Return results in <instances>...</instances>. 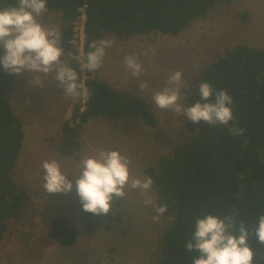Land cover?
<instances>
[{"label": "rangeland", "instance_id": "374dc122", "mask_svg": "<svg viewBox=\"0 0 264 264\" xmlns=\"http://www.w3.org/2000/svg\"><path fill=\"white\" fill-rule=\"evenodd\" d=\"M82 12L74 22L73 42L79 49V64L84 59L86 15ZM44 23L57 24L60 32L64 24L62 12L48 8ZM103 38L114 39L115 44L106 50L94 77L109 81L117 90L139 95L151 104L159 123L149 126L139 114L117 120L95 116L81 131L82 145L77 156L66 157L60 150L62 125L70 118L75 103L63 96L64 89L51 76L42 77L43 86H35L31 83L34 74H14L12 102L23 124L24 140L13 175L19 188L29 194V200L0 232V264H156L167 258L163 233L173 224L172 215L163 214L154 221V208L145 206L137 191L129 190L110 210L111 221L92 235L83 233L79 224L82 204L75 185L67 194L46 193L42 186V161L57 159L69 179L74 180L73 172L83 157L100 148L119 149L131 158L135 172L149 176L148 167L157 171L162 155H170L196 134L188 129L186 116L176 115L171 109L164 112L149 98L166 86L167 76L176 70L182 71L183 79L190 84L207 64L238 44L264 49V0L216 3L176 35L153 31L120 38L105 31ZM153 48L154 55H142L145 49ZM127 55L138 57L146 70L140 77L125 71ZM73 60L68 62L70 67ZM142 80L148 84L143 92L138 87ZM85 101L84 97L82 104ZM153 189L157 200L154 183ZM55 217L68 220L79 231L75 245L66 247L50 237V224Z\"/></svg>", "mask_w": 264, "mask_h": 264}, {"label": "trees", "instance_id": "16d2710c", "mask_svg": "<svg viewBox=\"0 0 264 264\" xmlns=\"http://www.w3.org/2000/svg\"><path fill=\"white\" fill-rule=\"evenodd\" d=\"M231 1L47 0V8L62 12L61 45L74 56L79 53L73 42L74 22L84 10L85 56L91 50L88 47L91 41L103 38L105 31L120 38L153 31L176 35L190 26L194 18L207 14L216 3ZM16 2L0 0V8ZM3 54L0 47V56ZM72 68L83 81L85 92L62 125L60 150L64 156H77L82 145V129L98 115L117 120L139 114L147 125H158L151 104L139 95L117 90L109 81L97 79L94 71L82 69L75 59ZM14 79L15 75L0 65V232L29 200V194L19 188L13 175L24 140V128L12 102ZM200 82H208L214 89L225 90L233 97L236 120L225 126L196 124L188 119V129L196 136L189 143L175 147L170 155H162L157 171L152 167L146 169L153 180L158 203L168 205L164 214L173 216V224L163 233L169 255L156 264H193L192 253L184 244L194 229L195 218L208 213L237 217V226L243 221L250 231V246L259 253L256 264H264V244L252 232L259 225V215L264 213V49L238 44L218 56L190 83L191 88L183 89L185 106L200 99ZM84 97L86 101L82 104ZM233 124L244 128V134L231 135L229 129ZM111 219L109 215L93 216L82 209L79 224L83 233L92 235ZM235 234L239 235L238 227ZM79 236L68 220L52 219L53 240L71 247Z\"/></svg>", "mask_w": 264, "mask_h": 264}, {"label": "clouds", "instance_id": "9594fccd", "mask_svg": "<svg viewBox=\"0 0 264 264\" xmlns=\"http://www.w3.org/2000/svg\"><path fill=\"white\" fill-rule=\"evenodd\" d=\"M48 12L47 0H17L15 5L0 8V47L5 51L0 56V65L10 74L28 72L34 74L31 83L43 86L49 76L64 89L63 96L73 103L79 102L83 95L84 83L78 72L69 66V60L76 56H65L61 45L59 26L45 24ZM115 44L114 39H94L80 63L82 69H99L106 50ZM155 54V49H145L142 55ZM125 71L133 77L145 73L138 57L127 55L124 58ZM42 77L44 79H42ZM140 91L148 84L140 81ZM192 86L183 79V73L176 70L166 78V86L154 92L149 98L164 112L171 109L176 115L182 114L190 121L199 124L228 126L235 121L232 105L233 97L225 90H216L208 82H200V99L185 106L182 89ZM233 136L243 135L245 129L233 124L229 129ZM43 189L48 194L69 193L75 185L83 211L93 216H107L118 200H123L129 190L137 191L145 206L154 208L158 221L168 208L159 204L154 195L153 180L141 175L132 168L131 158L119 149H96L94 154L83 157L73 172L75 179H69L57 159L42 161ZM232 215L220 217L208 213L195 218L194 229L184 244L192 253L193 264H256L259 253L250 246V231L241 221L239 226ZM259 225L252 229L260 244H264V213L258 217ZM238 227L239 235H236Z\"/></svg>", "mask_w": 264, "mask_h": 264}, {"label": "crops", "instance_id": "0c3cea01", "mask_svg": "<svg viewBox=\"0 0 264 264\" xmlns=\"http://www.w3.org/2000/svg\"><path fill=\"white\" fill-rule=\"evenodd\" d=\"M20 119V118H19ZM21 121V120H20ZM21 123H22V121H21ZM23 125V124H22Z\"/></svg>", "mask_w": 264, "mask_h": 264}]
</instances>
